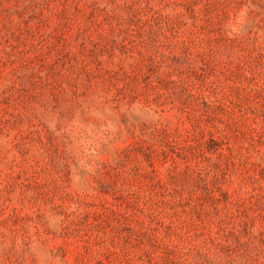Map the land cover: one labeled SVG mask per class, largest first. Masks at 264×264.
I'll use <instances>...</instances> for the list:
<instances>
[{
  "label": "rangeland",
  "instance_id": "obj_1",
  "mask_svg": "<svg viewBox=\"0 0 264 264\" xmlns=\"http://www.w3.org/2000/svg\"><path fill=\"white\" fill-rule=\"evenodd\" d=\"M0 264H264V0H0Z\"/></svg>",
  "mask_w": 264,
  "mask_h": 264
}]
</instances>
